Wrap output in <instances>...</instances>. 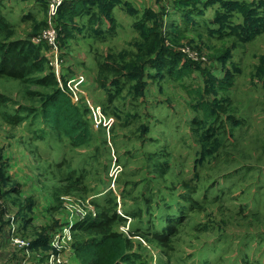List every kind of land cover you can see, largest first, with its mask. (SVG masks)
I'll return each instance as SVG.
<instances>
[{
    "label": "rangeland",
    "instance_id": "1",
    "mask_svg": "<svg viewBox=\"0 0 264 264\" xmlns=\"http://www.w3.org/2000/svg\"><path fill=\"white\" fill-rule=\"evenodd\" d=\"M114 1L112 16L100 4L95 19L91 11L66 23L58 12L51 23L47 0H3L15 37L42 40L47 55L50 23L68 26L59 84L83 91L107 121L80 146L40 116L10 121L19 106L39 107L43 96L31 91L52 89L0 77V264L12 246L46 264L59 252L54 237L70 229L60 249L69 254L76 221L110 197L127 218L117 228L148 237H134L148 264H264V10L244 34L234 3L194 13L205 0Z\"/></svg>",
    "mask_w": 264,
    "mask_h": 264
},
{
    "label": "trees",
    "instance_id": "2",
    "mask_svg": "<svg viewBox=\"0 0 264 264\" xmlns=\"http://www.w3.org/2000/svg\"><path fill=\"white\" fill-rule=\"evenodd\" d=\"M222 1L235 4L234 13L245 16V24H239L240 30L242 31L245 28L244 34L252 32L253 29H249L252 26L251 18L257 19L258 15L260 17L259 12L264 10V0H234L233 2L228 0H205L201 7L196 6L191 12H202L207 10L211 4L222 3ZM116 2L118 1L65 0L58 16L63 15L61 17L63 22L68 23L69 21L64 17L78 18L95 11L94 15H89L92 19H95L98 15L96 12L100 9V4H102V11L112 16L110 11L114 8V3ZM119 3L121 4L122 2L119 1ZM3 10V0H0V77L14 78L52 89L50 94H45L41 91H31L33 94L43 96L39 107L19 106L16 109L15 118H12L11 115H5V118L19 122L22 120L21 114L23 111L26 112V116H40L44 127L49 126L52 132L66 136L75 146L87 144L92 137V124L99 125L102 122H106V117L102 113L103 118L101 122L97 123L94 118V112L85 97L82 96L79 101L73 100L72 93L66 85L61 87L59 84L54 67L50 64L46 54V44L43 41L35 43L31 39L15 37V27L7 19ZM67 28L68 26L63 28L62 37L66 36ZM262 30L264 32V24L259 26V31ZM184 74L185 71L178 68L171 72L173 77L179 79ZM0 100L8 101V99L1 96ZM200 107L207 113L209 112L210 106L206 103L201 102ZM111 200L112 197L104 203H96L98 211L95 216L88 215L74 224L72 246L75 256L80 264H148L147 260L143 261L142 254L137 251L134 238L137 235L143 237H146V235L140 231L136 233L137 231L124 232L119 230L116 223H125L127 218L119 214L115 205L110 206ZM171 214L169 213V218H171ZM179 215H182V213ZM172 216L174 217H172L167 226L169 229H176L172 224H175L179 216H175V214ZM169 238L167 231H157L154 234V240L163 243H168ZM19 255V253H16V258H19Z\"/></svg>",
    "mask_w": 264,
    "mask_h": 264
},
{
    "label": "built area",
    "instance_id": "3",
    "mask_svg": "<svg viewBox=\"0 0 264 264\" xmlns=\"http://www.w3.org/2000/svg\"><path fill=\"white\" fill-rule=\"evenodd\" d=\"M65 0H47V14H48V20L49 22L52 23V18L55 17L60 8L62 7L63 3ZM50 23L49 25V29L47 31H45L44 33V38L48 41L49 45H50V52L47 55L50 61V64L54 67V70L56 72V75L60 78V74L62 72V68H61V64L63 62V59L61 58V54L59 52V48H58V43H59V39L62 36L61 33V29L54 27L52 24ZM42 40H38V42H41ZM83 77H79L77 79L74 80H70L69 82H67V85L69 86V88L72 90L71 84H73L75 87L80 85L83 82ZM61 87H63L62 82H60ZM74 87V88H75ZM76 89V88H75ZM83 91H79V90H72V98L74 101H79V99L82 97L81 93ZM87 103L89 104V106L92 108L93 112H94V118L96 120L97 123L101 122L103 115L101 112V107L98 106H94L93 104L90 103V101L88 99ZM98 108V110H97ZM72 238L71 236V230L69 229L68 231H65L63 234H57L54 239L52 240V249L58 250L57 251H53L51 250L48 261L46 264H63V259L61 256V252L60 249L62 247H64L65 245H70L71 242H69L68 240H70ZM14 243L19 245L20 247H27L29 245V243L26 241V239H23L21 237H16L14 238Z\"/></svg>",
    "mask_w": 264,
    "mask_h": 264
},
{
    "label": "crops",
    "instance_id": "4",
    "mask_svg": "<svg viewBox=\"0 0 264 264\" xmlns=\"http://www.w3.org/2000/svg\"><path fill=\"white\" fill-rule=\"evenodd\" d=\"M129 1L133 2L134 4L136 3L135 0H129ZM136 4L138 5V3H136ZM68 253L69 254L63 252V254H61L62 259H63V264H75L74 262H70V260L68 259V257L72 258V256L74 258H76L75 254H74V250L71 249ZM9 257L11 260L7 261V264H17L16 251H15V248L13 246H12V251H11ZM19 258H23L25 260V262H28L29 264H36V263H39V261H41L39 264L43 263V259L40 260L39 254L34 255L33 253H31L27 257H23V255H19ZM75 260H76L77 264H80L78 259H75Z\"/></svg>",
    "mask_w": 264,
    "mask_h": 264
}]
</instances>
